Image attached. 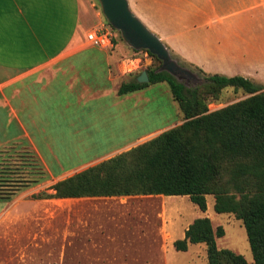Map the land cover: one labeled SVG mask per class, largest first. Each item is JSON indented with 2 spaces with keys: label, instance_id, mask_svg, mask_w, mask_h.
Returning <instances> with one entry per match:
<instances>
[{
  "label": "crops",
  "instance_id": "0c3cea01",
  "mask_svg": "<svg viewBox=\"0 0 264 264\" xmlns=\"http://www.w3.org/2000/svg\"><path fill=\"white\" fill-rule=\"evenodd\" d=\"M128 2L180 61L207 75H239L264 87V0ZM98 16L89 0H0V147L27 142L50 176L44 190L49 194L56 183L183 123V116L165 120L163 108L152 104L153 85L119 94L133 70L88 43ZM148 117L163 126L142 130ZM38 194L30 189L11 203L0 200V219H10L12 208L28 202L78 200L108 226L130 232L131 198L138 197L36 199ZM67 215L69 232L77 214L67 209ZM130 236L110 237L103 249L116 255L138 251Z\"/></svg>",
  "mask_w": 264,
  "mask_h": 264
},
{
  "label": "trees",
  "instance_id": "16d2710c",
  "mask_svg": "<svg viewBox=\"0 0 264 264\" xmlns=\"http://www.w3.org/2000/svg\"><path fill=\"white\" fill-rule=\"evenodd\" d=\"M146 72L149 83H139L136 77L122 83L119 94L167 83L183 123L56 183L52 194L42 192L34 197L187 196L206 211L207 196L212 195L216 213L232 214L242 221L254 262L230 249H220L217 238L223 237L225 230H215L208 217L196 219L184 238L174 242L175 249L186 252L192 244H206L208 264H264L263 88L243 76L204 73L206 83L192 89L166 71ZM229 88L249 97L211 112L208 100H220ZM36 165L42 176V167ZM3 178L0 198L4 199H10L21 186L37 182L9 175ZM18 182L22 185L15 184Z\"/></svg>",
  "mask_w": 264,
  "mask_h": 264
},
{
  "label": "rangeland",
  "instance_id": "374dc122",
  "mask_svg": "<svg viewBox=\"0 0 264 264\" xmlns=\"http://www.w3.org/2000/svg\"><path fill=\"white\" fill-rule=\"evenodd\" d=\"M89 3L99 15L95 23L96 29L93 30L109 33L113 41L112 48H100L126 60L127 68L133 70L130 74L127 72L129 77L124 78L125 81L135 80L143 71H161L163 62L157 56L159 60L148 51L136 50L124 41L121 33L105 18L99 0H89ZM170 54L173 60L194 75L195 79L183 80L188 88L194 89L206 83V75L197 67L180 61L171 51ZM149 89L148 95L152 104L163 108L165 120L170 118L173 122L182 118L178 103L173 99L167 83L156 84ZM247 97L249 95L245 92H235L229 88L224 90L220 100L209 99L208 107L211 112L216 111ZM144 114L149 115L150 112ZM161 124L156 117H148L141 127L149 132L163 126ZM36 164L42 167V176L36 169ZM8 175L12 179L30 178L37 181L26 188L22 187L20 182L15 183L21 186L15 194L10 199L0 198L8 203L30 189L40 194L50 183V176L44 164L27 142L0 147V179ZM16 188L14 185V189ZM131 200L133 210L128 212L131 220L128 219L127 225L131 229L130 232L117 231L116 224L114 227L108 226L102 221L104 218L101 215L99 218L98 215L90 213L89 204L78 200L55 204L28 202L15 206L10 211V219H0V264H208L206 244H192L186 252L177 251L174 247L175 241L184 238L186 229L196 219L204 217L211 220L215 230L219 227L225 230V235L217 238L220 249H230L243 255L249 263L254 262L242 221L232 214L216 213L214 196H207L206 211L200 210L187 196H138ZM67 209H74L77 214L75 230L69 232ZM17 216L19 218H15ZM118 227L123 228L122 225ZM127 232L133 237L130 236L133 243L138 245V251L117 250L127 253L116 255L114 250L103 249L110 237L111 241H114L116 237H126L129 234ZM110 243L108 247H111Z\"/></svg>",
  "mask_w": 264,
  "mask_h": 264
},
{
  "label": "water",
  "instance_id": "95a60500",
  "mask_svg": "<svg viewBox=\"0 0 264 264\" xmlns=\"http://www.w3.org/2000/svg\"><path fill=\"white\" fill-rule=\"evenodd\" d=\"M103 14L107 21L118 30L124 41L136 50H147L157 56L162 62L161 71H166L179 82L194 75L173 60L170 50L161 39L136 17L130 9L128 0H99ZM139 83H149V75L143 71L137 78Z\"/></svg>",
  "mask_w": 264,
  "mask_h": 264
},
{
  "label": "built area",
  "instance_id": "2783aa9c",
  "mask_svg": "<svg viewBox=\"0 0 264 264\" xmlns=\"http://www.w3.org/2000/svg\"><path fill=\"white\" fill-rule=\"evenodd\" d=\"M87 40L91 42L93 45L103 47V48H112L113 41L110 37L109 33H104L99 30H91L87 34Z\"/></svg>",
  "mask_w": 264,
  "mask_h": 264
},
{
  "label": "bare ground",
  "instance_id": "6f19581e",
  "mask_svg": "<svg viewBox=\"0 0 264 264\" xmlns=\"http://www.w3.org/2000/svg\"><path fill=\"white\" fill-rule=\"evenodd\" d=\"M161 197V196H160Z\"/></svg>",
  "mask_w": 264,
  "mask_h": 264
}]
</instances>
